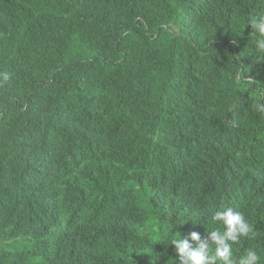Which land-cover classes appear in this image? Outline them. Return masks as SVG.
<instances>
[{
	"label": "trees",
	"instance_id": "1",
	"mask_svg": "<svg viewBox=\"0 0 264 264\" xmlns=\"http://www.w3.org/2000/svg\"><path fill=\"white\" fill-rule=\"evenodd\" d=\"M264 0H0V264H179L252 231L264 264ZM214 248V245L212 246Z\"/></svg>",
	"mask_w": 264,
	"mask_h": 264
},
{
	"label": "clouds",
	"instance_id": "2",
	"mask_svg": "<svg viewBox=\"0 0 264 264\" xmlns=\"http://www.w3.org/2000/svg\"><path fill=\"white\" fill-rule=\"evenodd\" d=\"M250 24L260 39L257 40L258 50H264V15L254 17ZM3 81L11 78L9 72L0 73ZM253 109L264 114V100H258L252 105ZM213 220L221 222L223 231H207L211 244L207 241L201 242V236L197 232L191 233V240L198 242V247H193L189 239L181 235L170 241L174 245L179 264H235L232 247L242 236H247L252 227L245 216L232 207L218 210L213 215ZM214 245V248L212 247ZM260 256L255 250H248L246 255L240 259L239 264H259Z\"/></svg>",
	"mask_w": 264,
	"mask_h": 264
}]
</instances>
